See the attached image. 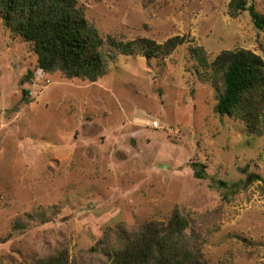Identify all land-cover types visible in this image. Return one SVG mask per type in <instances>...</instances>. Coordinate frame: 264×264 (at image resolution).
I'll use <instances>...</instances> for the list:
<instances>
[{"label": "rangeland", "instance_id": "rangeland-1", "mask_svg": "<svg viewBox=\"0 0 264 264\" xmlns=\"http://www.w3.org/2000/svg\"><path fill=\"white\" fill-rule=\"evenodd\" d=\"M77 1L104 38L151 41L150 57L68 79L0 17V264L59 251L108 264L119 224L166 223L176 208L211 263L264 264V138L217 113L212 68L224 50L264 59V32L232 0Z\"/></svg>", "mask_w": 264, "mask_h": 264}, {"label": "trees", "instance_id": "trees-1", "mask_svg": "<svg viewBox=\"0 0 264 264\" xmlns=\"http://www.w3.org/2000/svg\"><path fill=\"white\" fill-rule=\"evenodd\" d=\"M230 11L232 15L248 11L254 25L264 32V14L253 3L232 0ZM0 17L13 35L31 44L39 68L59 71L68 79L97 81L109 68L108 57L115 60L120 53L143 52L150 57L152 44L147 39L104 38L77 0H0ZM177 43L174 39L169 45ZM212 64L214 75L222 81L217 113L246 122L250 132L264 138V59L250 49L224 50ZM33 75L29 70L21 82ZM23 93L27 96L29 90ZM196 175L202 176L200 171ZM189 227V218L177 208L166 223L151 221L137 229L119 224L116 242L103 247L108 250V264H213ZM104 243L102 239L97 245ZM97 245L91 249L98 250ZM40 264H70V259L67 252L59 251Z\"/></svg>", "mask_w": 264, "mask_h": 264}, {"label": "built area", "instance_id": "built-area-1", "mask_svg": "<svg viewBox=\"0 0 264 264\" xmlns=\"http://www.w3.org/2000/svg\"><path fill=\"white\" fill-rule=\"evenodd\" d=\"M156 124V123H155ZM157 125V124H156Z\"/></svg>", "mask_w": 264, "mask_h": 264}]
</instances>
